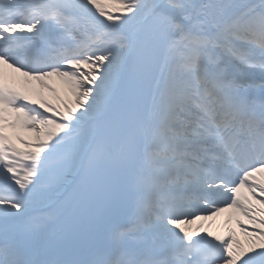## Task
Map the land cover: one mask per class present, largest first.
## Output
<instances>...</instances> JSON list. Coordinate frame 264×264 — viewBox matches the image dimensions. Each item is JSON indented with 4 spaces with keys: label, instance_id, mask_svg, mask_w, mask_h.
I'll return each mask as SVG.
<instances>
[{
    "label": "snow or ice",
    "instance_id": "1",
    "mask_svg": "<svg viewBox=\"0 0 264 264\" xmlns=\"http://www.w3.org/2000/svg\"><path fill=\"white\" fill-rule=\"evenodd\" d=\"M0 264H264V0H0Z\"/></svg>",
    "mask_w": 264,
    "mask_h": 264
}]
</instances>
